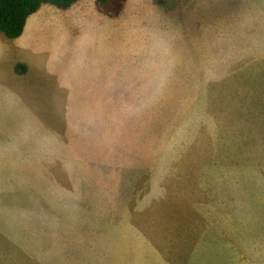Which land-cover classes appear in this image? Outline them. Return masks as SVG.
<instances>
[{
    "label": "rangeland",
    "instance_id": "obj_1",
    "mask_svg": "<svg viewBox=\"0 0 264 264\" xmlns=\"http://www.w3.org/2000/svg\"><path fill=\"white\" fill-rule=\"evenodd\" d=\"M91 1L0 33V264H264V0Z\"/></svg>",
    "mask_w": 264,
    "mask_h": 264
},
{
    "label": "trees",
    "instance_id": "obj_2",
    "mask_svg": "<svg viewBox=\"0 0 264 264\" xmlns=\"http://www.w3.org/2000/svg\"><path fill=\"white\" fill-rule=\"evenodd\" d=\"M81 0H0V33L8 39L22 36L28 19L43 5L66 10ZM98 13L108 18H118L124 10L126 0H94ZM23 72V67L16 71Z\"/></svg>",
    "mask_w": 264,
    "mask_h": 264
},
{
    "label": "crops",
    "instance_id": "obj_3",
    "mask_svg": "<svg viewBox=\"0 0 264 264\" xmlns=\"http://www.w3.org/2000/svg\"><path fill=\"white\" fill-rule=\"evenodd\" d=\"M88 8H93V10L97 13V14H100V13H98V11L96 10V8H95V5H94V0H92L91 2H90V6L88 7ZM122 14V13H121ZM100 15H102V14H100ZM121 16V15H120ZM119 16V17H120ZM101 18V17H100ZM102 18H108V17H106V16H104V15H102ZM110 19H112V18H110ZM27 24V23H26ZM26 27V26H25ZM22 64H25V63H22ZM29 72V71H28ZM27 72V73H28ZM26 73V74H27ZM26 74H22V76H25ZM244 202H246V201H244ZM247 221H251V219H245V222H247ZM46 260H51V259H46ZM33 263L34 264H37L38 262L37 261H33Z\"/></svg>",
    "mask_w": 264,
    "mask_h": 264
}]
</instances>
